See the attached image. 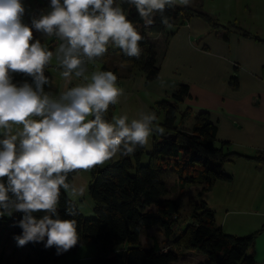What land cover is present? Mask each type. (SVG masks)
<instances>
[{
    "label": "clouds",
    "instance_id": "9594fccd",
    "mask_svg": "<svg viewBox=\"0 0 264 264\" xmlns=\"http://www.w3.org/2000/svg\"><path fill=\"white\" fill-rule=\"evenodd\" d=\"M124 3L135 7L144 27L155 24L157 13L170 27L166 8L190 0H50L39 15H31L30 24L24 22L22 0H0V217L23 214L13 225L22 230L13 236L18 247L42 243L61 255L76 246L77 220L61 219L58 211L62 190L71 202L65 209L70 217L85 191L69 182V174L128 156L154 132H164L150 110L131 120L127 114L106 120L124 89L112 71L88 75L89 63L110 45L140 58L144 37L127 18ZM34 32L59 43L50 50ZM53 59L66 82H84L55 96L46 91L51 80L45 69ZM14 74L31 82L14 83Z\"/></svg>",
    "mask_w": 264,
    "mask_h": 264
},
{
    "label": "trees",
    "instance_id": "16d2710c",
    "mask_svg": "<svg viewBox=\"0 0 264 264\" xmlns=\"http://www.w3.org/2000/svg\"><path fill=\"white\" fill-rule=\"evenodd\" d=\"M119 1L117 0L118 3ZM122 7L127 18L144 37L140 42L142 49L140 58L125 56L116 48L109 49L103 57L94 61L103 62L100 71H112L118 81L119 68L112 67L107 62L109 51L118 50L123 62L130 63L132 68L143 70L147 81L153 80L159 75L160 66L149 32L164 31L166 26L160 22L161 15L157 13L155 24L144 27V22L134 6L130 7L124 3ZM195 14L202 16L214 27L220 26L211 14L193 5L177 3L174 8H166L163 15L169 18L170 23L180 24ZM25 16L30 17L27 9ZM27 23L30 24V18ZM34 36L41 39L38 33L34 32ZM52 66L51 62L45 69L47 76L50 75ZM25 80L31 82V78L23 74L13 76L14 83L19 84ZM232 84L238 86L236 76H233ZM189 89L188 83L180 82L169 98H163L153 106L158 117L154 123L162 127L164 132L163 134L154 132L153 148L148 152V163L141 161L142 155L146 152L144 146L137 147L136 151L128 156L119 155L104 167L96 166L92 170V181L88 189L94 201V216H86L76 201L72 206L77 214L74 217L66 215L65 209L71 202L63 190L61 191L58 205L60 218L76 219L78 225L79 241L68 252L82 243L95 245L88 263L76 259L74 264H174L179 259V249H198L206 253L208 259L198 264H257L253 253L248 250L254 243L256 232L238 235L225 231L217 224L215 211L209 208L206 200L202 198L192 199L190 221L183 222L180 219L181 199L170 196V188L163 178L166 170L163 165L173 163L180 193L192 184H200L202 191L207 190L217 180L232 178V175L224 170V162L237 154H242L231 150L228 140L218 142L217 126L211 121L206 110L196 114L191 128L183 125L192 113L189 106L182 109V103L189 96ZM114 107L115 105L109 106L105 113L106 120L110 121L108 112ZM170 133L172 134L169 135ZM246 156L264 161V150L256 155ZM74 173L69 174V182ZM22 215L13 213L12 216L0 217V240L5 233L9 232L7 237L21 233L22 230L13 225L22 218ZM34 215L39 218L43 213ZM154 225L161 228L166 237L171 239L172 246H163L155 235L150 236L151 245L141 242V236L147 234ZM4 251V248L0 251V264H26L27 260L16 263L4 260ZM68 252L57 255L55 247L45 249L42 243H29L23 247H18L16 243L12 255L17 259L33 254L36 264H47L66 256Z\"/></svg>",
    "mask_w": 264,
    "mask_h": 264
},
{
    "label": "crops",
    "instance_id": "0c3cea01",
    "mask_svg": "<svg viewBox=\"0 0 264 264\" xmlns=\"http://www.w3.org/2000/svg\"><path fill=\"white\" fill-rule=\"evenodd\" d=\"M199 5L220 26L214 27L195 14L180 24L170 23L164 31L149 32L160 66L155 79L147 81L143 70L112 57L110 66L119 68L116 84L124 89V94L108 112L109 118L111 121L114 116L127 114L131 120L143 111L154 112L158 99L169 98L178 83H188L189 96L182 109L189 106L192 113L208 111L217 126L218 142L228 140L231 150L242 153L234 156L237 158L234 163L241 166L227 171L232 178L217 180L211 188L201 191L197 199L206 200L215 211L217 224L225 231L238 235L256 232L248 250L257 264H264V161L246 156L264 150V0H199ZM58 43L51 37L47 46L54 50ZM109 49L116 48L110 45ZM52 64L51 85L46 86L52 95L84 82L80 78L66 82L55 59ZM233 76L237 77L238 86L232 84ZM193 123L186 127L191 128ZM8 234L0 240L4 260L13 263L26 260L23 256L13 257L16 241ZM141 242L144 244L142 236ZM151 244L152 239L145 245ZM67 254L62 261L47 264H74V260H81ZM31 256L30 263L36 264L34 255Z\"/></svg>",
    "mask_w": 264,
    "mask_h": 264
},
{
    "label": "rangeland",
    "instance_id": "374dc122",
    "mask_svg": "<svg viewBox=\"0 0 264 264\" xmlns=\"http://www.w3.org/2000/svg\"><path fill=\"white\" fill-rule=\"evenodd\" d=\"M22 2L25 4L26 9L28 10V13L31 17L32 14L39 15V10L46 9L48 4L50 3V0H22ZM120 2V1H119ZM179 4V3H178ZM191 5L199 6V0H190ZM29 16H24V22L27 23L29 21ZM40 33H38L39 36ZM40 38L43 40L42 43L47 46L49 43V39L51 37H43L40 34ZM48 47V46H47ZM117 53V55L113 54ZM116 56V58L121 59L120 52L117 51H109L108 54V61L112 60V57ZM122 61V60H121ZM109 65L110 62L108 63ZM125 64L130 65V63L126 62ZM103 65V62L100 60L92 61L89 64V71H100L101 67ZM114 67V66H112ZM92 73V72H91ZM145 92L142 91V94ZM161 100V99H160ZM159 99L157 101H160ZM112 111V110H110ZM109 111V113H110ZM197 113H192L189 118L183 123L185 126H189L191 121H195ZM154 134V133H153ZM153 134L149 138V142L146 145V152L142 155L141 161L142 163H148L149 162V154L148 152L152 150L153 148V140L154 136ZM119 157V154L114 157L113 159H117ZM237 160L236 157L231 158L230 160H227L224 162V170L229 171L232 170L234 167L241 166L239 162L234 163ZM111 160L107 161L103 165H98L99 167H104L107 165ZM239 161V160H238ZM234 163V164H233ZM163 168L165 170L164 180L167 184V186L170 188V196L173 197H179L182 202V216L180 219L183 220V222L190 221L191 217V205H192V199H197L199 196V192L202 191V186L200 184H192L187 186L181 193L178 185V177L175 172V166L173 163H166L163 165ZM94 169V168H93ZM92 169V170H93ZM92 170L90 171H77L74 173L72 179L70 180V183H74L76 186H83L85 191L84 194L80 197H78L75 201L79 204V207L81 210L85 213L86 216L91 217L95 215L94 212V201L91 198L89 194V184L92 181ZM229 173V172H228ZM191 202V203H190ZM210 208V207H209ZM182 225V224H181ZM151 235H155L161 244L164 245H170L172 246L171 239L167 238L164 234L163 230L161 228L157 227L156 225L150 227L147 234L142 235V240L144 241V244L151 242ZM179 249V248H178ZM95 250V245L93 243H82L76 247V249L71 250L67 257L70 258H77L80 257L82 262L88 263L87 258L93 254ZM179 259L177 260V263L180 261V264H198L199 262L205 261L208 259V256L206 253L199 251L198 249H180L179 250ZM187 253L188 256H184V254ZM182 255L184 257H182ZM26 264H31L32 256H26ZM60 258L58 260L62 261Z\"/></svg>",
    "mask_w": 264,
    "mask_h": 264
},
{
    "label": "water",
    "instance_id": "95a60500",
    "mask_svg": "<svg viewBox=\"0 0 264 264\" xmlns=\"http://www.w3.org/2000/svg\"><path fill=\"white\" fill-rule=\"evenodd\" d=\"M172 133H170L169 135H171Z\"/></svg>",
    "mask_w": 264,
    "mask_h": 264
}]
</instances>
